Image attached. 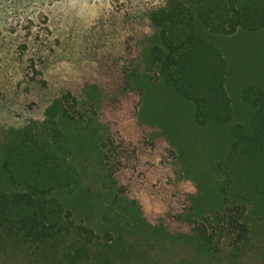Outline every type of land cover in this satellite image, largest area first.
I'll list each match as a JSON object with an SVG mask.
<instances>
[{"label": "trees", "instance_id": "1", "mask_svg": "<svg viewBox=\"0 0 264 264\" xmlns=\"http://www.w3.org/2000/svg\"><path fill=\"white\" fill-rule=\"evenodd\" d=\"M145 16L123 88L139 129L65 94L2 146L0 264H264V0Z\"/></svg>", "mask_w": 264, "mask_h": 264}, {"label": "rangeland", "instance_id": "2", "mask_svg": "<svg viewBox=\"0 0 264 264\" xmlns=\"http://www.w3.org/2000/svg\"><path fill=\"white\" fill-rule=\"evenodd\" d=\"M156 1L0 0V151L65 94L120 135L139 129L130 118L137 94L123 90L124 74L140 59L145 10ZM146 200L148 213L155 210Z\"/></svg>", "mask_w": 264, "mask_h": 264}]
</instances>
